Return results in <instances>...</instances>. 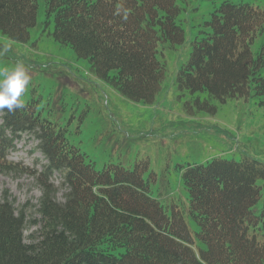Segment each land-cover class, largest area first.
<instances>
[{
	"label": "trees",
	"instance_id": "trees-1",
	"mask_svg": "<svg viewBox=\"0 0 264 264\" xmlns=\"http://www.w3.org/2000/svg\"><path fill=\"white\" fill-rule=\"evenodd\" d=\"M39 1L54 23V38L69 46L90 70L121 95L151 103L165 76L157 60L160 43L184 42L177 0H0V32L25 42L35 26ZM181 1V0H180ZM185 2V0H182ZM209 30L192 42L177 72L178 88L226 100L254 95L264 100V45L251 46L264 32V9L225 0L210 13ZM37 140L45 165L26 171L40 188L37 236L24 241L27 220L6 192L0 199V264H264V165L256 160H213L184 169L194 238L179 211L166 216L149 196L137 169L106 165L96 171L64 129L25 104L0 112V171L23 172L6 159L15 141ZM57 174L66 194L52 182ZM263 200L259 211L253 210Z\"/></svg>",
	"mask_w": 264,
	"mask_h": 264
},
{
	"label": "rangeland",
	"instance_id": "rangeland-1",
	"mask_svg": "<svg viewBox=\"0 0 264 264\" xmlns=\"http://www.w3.org/2000/svg\"><path fill=\"white\" fill-rule=\"evenodd\" d=\"M225 0H177L181 7L178 23L184 42L174 48L160 43L157 60L165 65V76L151 103L133 102L98 78L87 60L58 43L54 23L44 14L39 1L36 24L25 42L8 39L0 32V67L17 61L30 66L33 76L25 104L57 129H64L68 141L78 147L85 160L102 171L106 165L137 169L149 184V196L157 200L166 216L179 211L189 228L194 248H204L195 237L198 227L189 213V198L182 182L184 169L206 166L213 160L239 163L244 159L264 165V100L254 95L221 102L207 92L191 94L178 88V69L188 61L192 42L210 28V13ZM239 1V0H232ZM264 9V0H242ZM264 45V32L251 46L255 55ZM7 49V50H5ZM264 75V70L262 71ZM7 161L23 172L0 171V199L4 192L16 211L27 220L24 241L37 236L36 222L41 191L26 171L40 173L45 165L36 151L37 140L23 135L15 141ZM52 182L59 190L58 202L66 191L55 174ZM257 185H264L259 180ZM263 200L253 210L259 211Z\"/></svg>",
	"mask_w": 264,
	"mask_h": 264
},
{
	"label": "clouds",
	"instance_id": "clouds-1",
	"mask_svg": "<svg viewBox=\"0 0 264 264\" xmlns=\"http://www.w3.org/2000/svg\"><path fill=\"white\" fill-rule=\"evenodd\" d=\"M32 80L30 66L23 61H17L11 67H0V112L23 109Z\"/></svg>",
	"mask_w": 264,
	"mask_h": 264
}]
</instances>
